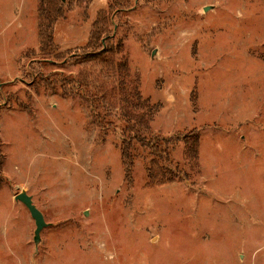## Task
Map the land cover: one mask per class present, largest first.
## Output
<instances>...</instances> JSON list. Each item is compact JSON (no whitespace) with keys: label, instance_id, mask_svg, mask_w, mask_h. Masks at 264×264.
<instances>
[{"label":"rangeland","instance_id":"obj_1","mask_svg":"<svg viewBox=\"0 0 264 264\" xmlns=\"http://www.w3.org/2000/svg\"><path fill=\"white\" fill-rule=\"evenodd\" d=\"M0 264H264V0H0Z\"/></svg>","mask_w":264,"mask_h":264},{"label":"trees","instance_id":"obj_2","mask_svg":"<svg viewBox=\"0 0 264 264\" xmlns=\"http://www.w3.org/2000/svg\"><path fill=\"white\" fill-rule=\"evenodd\" d=\"M51 25L52 24L50 23V24H47L45 26H40L39 33L41 36V46L44 48H47L48 46H50L52 44ZM103 29H105L104 17L100 18L98 20L97 24H95L93 27V30H92L91 36H90V40H89L88 45H87L89 49H92L93 51L99 52L103 48L102 46L100 47V45L97 44L99 35L103 34ZM104 50L108 51L109 49L103 48V50L101 52H99V54L96 53L95 56L101 55L102 53L105 52ZM137 132L138 131L136 130V126L134 124H129V125H127V127L125 128V131L123 133L125 138L122 141L120 151H121L122 162L125 165L127 170L132 165V157L130 155L131 142H132L131 140H133V139L136 140V142L142 146L143 145L144 146H150L149 143L145 142V139L143 137H141L140 135L137 134ZM192 146H194V145H192ZM150 147L154 150V153L156 155L161 156L160 151L157 149V147L155 145H151ZM194 151L195 150L193 149L192 152H194ZM168 158H169L168 154L166 153V161L168 160Z\"/></svg>","mask_w":264,"mask_h":264},{"label":"water","instance_id":"obj_3","mask_svg":"<svg viewBox=\"0 0 264 264\" xmlns=\"http://www.w3.org/2000/svg\"><path fill=\"white\" fill-rule=\"evenodd\" d=\"M15 201H18L22 203L25 208L28 210L31 218L34 221L35 230L33 234V242L36 244L38 243L40 239V232L43 227L46 226V223L44 222V218L41 214V212L33 205L32 199L30 196H28L26 193L22 192L17 194L14 197Z\"/></svg>","mask_w":264,"mask_h":264}]
</instances>
